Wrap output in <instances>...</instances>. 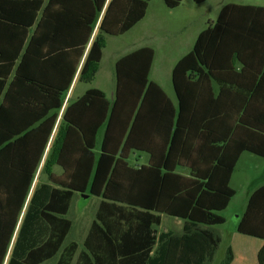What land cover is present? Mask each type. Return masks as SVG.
Here are the masks:
<instances>
[{
	"label": "trees",
	"instance_id": "16d2710c",
	"mask_svg": "<svg viewBox=\"0 0 264 264\" xmlns=\"http://www.w3.org/2000/svg\"><path fill=\"white\" fill-rule=\"evenodd\" d=\"M150 1L0 0V264L214 258L236 164L243 152L264 157V6H221L172 67L175 100L149 78L155 51L141 46L115 61L112 100L90 87L65 105L74 80L99 66V34L126 33ZM132 150L148 162L131 165ZM75 193L100 198L80 243L67 240ZM162 215L181 219V232L158 231ZM235 226L263 240L264 264V181ZM233 257L227 245L218 264Z\"/></svg>",
	"mask_w": 264,
	"mask_h": 264
},
{
	"label": "rangeland",
	"instance_id": "374dc122",
	"mask_svg": "<svg viewBox=\"0 0 264 264\" xmlns=\"http://www.w3.org/2000/svg\"><path fill=\"white\" fill-rule=\"evenodd\" d=\"M221 0H207L195 3L192 0H182L176 8L167 7L162 0H152L146 18L130 31L113 36L100 33L98 40L102 48V59L95 72L90 73L89 81L77 80L74 93L90 87H100L110 96L115 87L114 60L137 46L138 42L149 44L156 50V57L152 65L150 79L158 82L162 88L174 99L171 84V68L175 59L189 51L198 28H203L207 22L216 17V8ZM229 2L263 5L264 0H227ZM186 19L188 24L186 25ZM50 151V150H49ZM36 180L47 181L46 166L41 164ZM56 164L51 166L54 171ZM264 181V157L250 153H243L238 161L231 178V185L236 194L221 214L225 222L215 225V231L221 241L214 258L205 264H218L225 254L227 245L231 244L235 258L231 264H258L256 260L257 248L262 239L245 235L236 231L237 217L242 213L247 202V190H251ZM96 200L94 197L84 199L75 196L68 217L72 220V228L67 240L81 242L88 224L93 218ZM180 219L162 215L158 231L170 229L175 233L181 232ZM56 259H50L42 264H55Z\"/></svg>",
	"mask_w": 264,
	"mask_h": 264
},
{
	"label": "crops",
	"instance_id": "0c3cea01",
	"mask_svg": "<svg viewBox=\"0 0 264 264\" xmlns=\"http://www.w3.org/2000/svg\"><path fill=\"white\" fill-rule=\"evenodd\" d=\"M152 1V0H151ZM150 1V2H151ZM207 1V0H206ZM150 2L148 3V8H147V11H146V14H145V16H144V18L142 19V20H140L135 26H137L138 24H140L141 22H143V20L146 18V16H147V13H148V10H149V6H150ZM229 1H227V0H221L219 3H218V6H217V8H216V16H217V14H218V11H219V9L221 8V6L222 5H224V4H226V3H228ZM235 3V2H234ZM178 7V6H177ZM216 18V17H215ZM188 19H186V25L188 24V21H187ZM211 21H213V20H211ZM208 23L209 22H207V24L203 27V28H198V30H197V32H196V34H195V37H194V40H193V43H194V41H195V39H196V37L198 36V34L205 28V27H207V25H208ZM134 26V27H135ZM134 27H132L131 29H133ZM130 29V30H131ZM129 30V31H130ZM128 32V31H127ZM142 41V40H141ZM138 42L136 45L137 46H135V48H138V47H141V46H151V45H149V44H145V43H143V42ZM193 43H192V46H193ZM152 47V46H151ZM135 48H133V49H135ZM153 49H154V51H155V55H154V59H153V63H154V60H155V57H156V50H155V48L154 47H152ZM192 48V47H191ZM133 49H131V50H133ZM190 50V49H189ZM188 52V51H187ZM187 52H184L183 54H181V56H183L185 53H187ZM181 56H178V58H176L175 59V63H176V61L181 57ZM119 57V56H118ZM117 57V58H118ZM117 58L114 60V65H115V61L117 60ZM102 59V58H101ZM153 63H152V65H153ZM174 63V64H175ZM173 64V65H174ZM173 67V66H172ZM151 69H152V67H151ZM171 70H172V68H171ZM114 72H115V68H114ZM150 73H151V70H150ZM114 76H115V73H114ZM149 77H150V74H149ZM152 80V79H151ZM155 81V80H154ZM76 82H75V80H74V82H73V84H72V86L70 87V89H69V91L67 92V94H66V98H65V102H64V104L66 105V104H68L69 102H72V101H74L76 98H78L86 89H84V90H82V91H80V92H78V93H74V90L76 89ZM97 88H100V87H97ZM100 89H102V88H100ZM114 89H115V87H114ZM105 92V91H104ZM166 92V91H165ZM174 92V91H173ZM167 93V92H166ZM113 94H114V91L111 93V95L110 96H108L107 94H106V96H107V98L108 99H113ZM168 94V93H167ZM168 96L171 98V96L168 94ZM172 100H175V96H174V99L173 98H171ZM102 134H103V130H100V132L98 133V136H97V139H96V151H99V148H100V144H101V139H102ZM243 153H245V152H243ZM243 153L241 154V156L243 155ZM247 153H249V152H247ZM251 154V153H250ZM254 155V154H253ZM241 156H240V158H241ZM240 158H239V160H240ZM238 160V161H239ZM128 161H129V163L131 164V165H141V164H146L147 162H148V154L146 153V152H143V151H138V150H132L130 153H129V158H128ZM238 163V162H237ZM237 165V164H236ZM55 170L54 171H52L53 173H55V174H57V173H60V167L59 166H57L56 165V168H54ZM183 172H187L185 169H183ZM233 175V174H232ZM232 178V177H231ZM47 180H48V176H47V178H46ZM45 180H42V182H44ZM46 182V181H45ZM249 192H250V189L249 190H247V192H246V194H247V197H248V194H249ZM82 195V197L84 198V199H86V198H89V197H94L95 198V200H96V205H95V209H96V207H97V204H98V202H99V200H100V198L99 197H97V196H94V195H90L89 193H75L74 194V196H73V199H74V197L75 196H77V197H80ZM234 197V196H233ZM232 197V198H233ZM73 199H72V201H73ZM72 203V202H71ZM71 206V205H70ZM245 209V208H244ZM244 211V210H243ZM243 211H242V213H243ZM94 212H95V210H94ZM94 212H93V216H94ZM241 213V214H242ZM240 214V215H241ZM240 215L237 217V219H239V217H240ZM174 218H176V217H174ZM176 219H179V218H176ZM92 220V219H91ZM91 220H90V222H91ZM180 221L182 222V220L180 219ZM90 224V223H89ZM89 224H88V227H89ZM182 227V226H181ZM235 228H236V226H235ZM88 229V228H87ZM162 230H170V229H162ZM87 232V231H86ZM86 232H85V234H86ZM85 234H84V236H85ZM84 236H83V238H84ZM263 241V240H262ZM263 243V242H262ZM262 243H261V245H262ZM231 247H232V245L231 244H229ZM260 245V246H261ZM260 246H259V248H260ZM259 248H257V251H258V249ZM232 250H233V254H234V249H233V247H232ZM257 251H256V253H257ZM234 258H235V255H234V257H233V260H234ZM233 260H232V262H233ZM231 262V263H232Z\"/></svg>",
	"mask_w": 264,
	"mask_h": 264
}]
</instances>
